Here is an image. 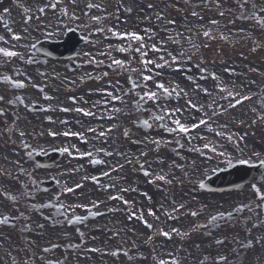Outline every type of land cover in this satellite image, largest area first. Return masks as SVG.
I'll use <instances>...</instances> for the list:
<instances>
[{
  "label": "snow or ice",
  "instance_id": "snow-or-ice-1",
  "mask_svg": "<svg viewBox=\"0 0 264 264\" xmlns=\"http://www.w3.org/2000/svg\"><path fill=\"white\" fill-rule=\"evenodd\" d=\"M223 0H203V6L212 9V6H215L218 14L220 16H224L225 12L222 9ZM78 2L77 0H48V3L39 7L37 11L43 15L46 13L48 9L53 11V14L56 15L58 12L59 15L56 16L57 20H60L61 17H66L69 22L79 21L81 20V16L77 14ZM149 8H152L153 5L149 4ZM234 7L237 10L233 15L237 19L242 20H251L253 21V28L259 29L261 32H264V4H257L256 0H234ZM72 9L71 11L69 9ZM87 11L83 12V15L88 17L87 22H83L84 29L90 31L87 32V35L82 37L85 44L95 45L96 41L90 39V37L95 33H103L104 38L106 40H114L116 43H109L106 46V50L97 51L95 54L91 52H85L84 55L88 57L86 63L95 65L97 67L106 66L109 69L118 70L119 72L127 73L126 83L128 84L127 89H123L121 87H115L109 84V88L112 90L101 89L98 90V94L101 99L95 100L91 103L90 107H80L77 106L75 108H67L60 107L59 111L61 112H76L81 114L84 117H91L95 121H97V126H89L84 131L73 132L71 130H67L64 132H56L51 129L47 130V135L50 137H76L81 143H88V137L86 133L93 134V139L101 142L102 145H108L110 139V133H112L115 129L118 128V124L111 123L107 124L108 121H115L118 114L129 111V104L126 100V97H133V104L137 111H150L151 112V122L147 119L140 122V127L142 128H153L157 127L163 129L164 132L174 137V142L178 146V148H183L184 145L181 144V138H187L188 143L191 144L193 138H199L200 140L205 141L202 146L192 145L188 151L200 153L201 155H207V153H212L214 156L221 157L225 156L226 153L220 150V147L212 140L208 138L207 135H202L196 133L197 129H206L208 133H214L215 136L227 139L228 141H233L235 134H226L224 131H218L212 127V124L215 122L214 118L220 116L227 112L229 109H234L238 105H241L244 101L252 100V95L244 94L243 89L237 90L236 85L233 84L231 86L224 84L222 81H219V77L215 75V73L210 74L211 79L214 81H218L215 85L214 89H209L208 87H204L201 84L197 83V79L207 81L209 76L206 74L207 70L205 68H201L199 64L197 67L201 75L197 78L191 75H186V79L191 81L193 85H195L193 91L197 94L203 93L204 97L208 99L206 101L201 102V100H196L195 102L192 99H186L185 104L177 107H169L168 103L172 99L179 100L182 96L188 97L189 93L186 92L183 88H180L179 84L174 85H166L162 79H158L162 76V72L160 70L166 67L179 66L186 61H190L192 59V55L185 52L183 50L182 40L185 39L184 33L182 32H169V26H173L176 24V20L169 19L165 22L164 28L162 29L165 33H169L167 39L155 40L157 35L150 28L144 29V35H141L135 31H119L114 27H106L104 25V20L108 19L111 16V13L106 11L105 6L102 3H93L88 2L86 4ZM95 9L99 13H103V15H93L91 14V10ZM130 11V9H127ZM232 7L230 6L228 11L232 12ZM25 18L23 20V24L25 25L21 32H15L12 27L9 26V22L4 20L2 16H0V23L3 24V27L6 29V34H0V65H12L10 71L13 75H4L0 76V83H3L9 86L14 90H23L28 88L29 86L36 89L40 93L43 94V99L46 101H51L53 99L52 96L47 95L45 93V88L40 84H37L33 81L31 75L23 71L21 68L15 66L18 63H23L26 65L32 64L33 58L28 56L26 58L25 51L22 49H36L38 41L34 40L32 37V33L29 31L30 22L33 19L32 15L27 14L28 9L24 10ZM179 11V9H178ZM4 14L9 13V9L5 8L3 10ZM193 17L197 19H203L199 12L193 10L191 12ZM41 17L37 16L36 19L39 20ZM156 19L158 21H164L163 13H157ZM212 25H217L218 21L216 19H212L210 21ZM49 25H45V36H52V31H47ZM71 31V29L69 28ZM187 31L189 33H193L196 36L202 35L205 40H215L217 38L221 40H229V36L224 35L223 33L218 36L213 35L211 29H205L201 26L199 29L188 28ZM241 31H245L241 29ZM250 38V37H249ZM187 43L191 45L193 50H196L199 45L193 40L192 36H188ZM171 43L172 45L177 46L179 50L169 49L166 45ZM206 46V45H205ZM113 52H118L121 54H126L127 59H118L113 56ZM151 53V56L149 55ZM139 57L137 60L136 57ZM98 57H106L110 62L105 65L104 60L98 59ZM136 65L133 67V65ZM178 70L179 67H178ZM190 71V70H189ZM226 71H228L226 69ZM41 77H47V73L41 72L39 73ZM89 79L94 78L91 73L86 74ZM108 73L104 72L103 77H107ZM96 79H100L102 77H95ZM81 82H83L84 77L82 76ZM69 83H74V81H69ZM72 104L79 105L83 103L85 105L89 104V101L82 100L81 98H77L75 96H70L68 98ZM224 101V103H220ZM151 103L153 105L154 110L144 109L143 105L146 103ZM163 102V103H161ZM0 104L6 105H23L24 108L28 111H55L56 109L51 106L47 108H38L36 102L25 103V98L22 95H17L14 98L6 99V93H0ZM121 105V106H117ZM259 106L261 109H264V97L260 98ZM93 109H96L94 111ZM252 112H257L256 108L251 109ZM201 113L200 116H196L195 113ZM187 113V115H185ZM8 111L7 108L0 107V117L7 120ZM259 120H264V115H258ZM19 117H16V120L13 121V125H15L16 121H18ZM49 123H55L52 118L47 117ZM189 121H192L189 123ZM255 122V121H254ZM61 124H67V121H60ZM107 124V126H105ZM219 128H226V124H219ZM7 132L15 131L19 136V144L18 148L24 150L25 156L31 160L34 155H47V150L41 148L39 153L36 152L34 146L28 142L29 138L35 136H44V130L40 132H26L23 129L19 128H6ZM195 134V135H193ZM123 136L126 139H130L131 143L134 145L142 146L139 154L127 153L119 150H110L111 146L108 147H96L93 145L91 150L81 151L80 148L77 147L76 144L65 145L60 148L53 149L56 152L61 154H67L69 157H78V158H89V163L92 165H104L107 163L105 159L100 158L102 154L103 157H115L118 156L123 160V163L119 161L116 164L109 166L110 170L102 171L99 176L92 177H84L83 179H91V181L100 186V181L102 177H110L111 172L119 171L123 169L125 164L129 165H139V170L142 175L146 178H150L148 183H156L157 181H162L164 183H171V181L167 178L168 174L163 173V169L159 173H154V171L150 170V161L144 160L142 158L148 156V145H155L158 150L159 146L163 144H171L172 140H159L150 138L145 136L143 138L131 139L130 134L127 129L123 131ZM11 138V137H10ZM242 139V138H240ZM15 143V141H13ZM176 151V149H173ZM179 155V152H176ZM19 155V153H17ZM211 158V157H209ZM254 158V159H253ZM24 159L25 157H20L15 161H11L16 165V175H12L6 169L0 171V175L12 176L13 183H21L23 184L25 191L20 194V196L16 195H8L7 192L0 193V195L4 196L6 199L10 200L13 204L18 205L21 200L31 199L33 197L34 191L39 188L38 182L33 179L32 171L24 167ZM183 159V157H181ZM227 164L233 168L238 165L246 166L245 174L240 179L243 180L247 177V169H256L259 167L260 169H264V154H261L257 151H251L249 156H245L239 158L235 161L232 159H227ZM159 163L162 165L164 163L163 160H159ZM148 164L149 168H146L145 165ZM40 167L39 164H34V168ZM171 167H183L178 165L173 161ZM73 172L76 169L72 170ZM213 172L220 171L219 168L212 169ZM206 175V174H205ZM20 176L25 177L24 181L20 180ZM55 179V178H54ZM261 184L258 186L256 183L251 184V192L256 196L257 200L260 202H264V173H261ZM29 184L31 187H29ZM56 184L60 185V181L56 180ZM83 185L81 183H75L74 186H68L67 184L60 185V190L52 195V197L44 203L36 204V203H28L26 208H32L35 210L41 209H49L54 210V215L56 218H62L66 223H82L87 220L89 217L87 215L81 216L76 215L77 209H83L86 212L90 213L92 216H99L103 213L99 211H93V209H98L100 201H91L89 204L84 203H65L61 197L67 193H75L76 189L81 188ZM194 187H199L203 189L205 184L203 181H199L198 183L194 182ZM104 191H108L109 189H114L116 187L115 184H104L102 185ZM133 191L135 189H132ZM46 191V190H45ZM129 191L128 188H121L120 193H124ZM144 195H147L146 193ZM109 200L119 201L124 205L131 207L130 202L125 200L123 195L115 194L109 195ZM150 199V198H149ZM216 209L215 214L212 212H208L206 217V223L204 225H195V227H206L211 228L212 226H218L220 222L230 220L234 212H242L245 208H249L248 204H240L235 208L229 210L225 209L223 204L211 206ZM258 207L264 208V203L258 204ZM185 204L174 205L171 211L165 210L163 215L169 220H176L178 216L175 215L179 213L182 209H185ZM207 209H209L208 205H205L196 210H188L185 214L190 215L192 217H197L204 213ZM19 209L17 208V211ZM116 209H109V211H114ZM23 216V213H20ZM148 215L153 216L156 219H159L156 216V213L152 210H148ZM128 220L138 219L142 220L145 226L149 229L153 227L152 224L148 223L146 220H143V214H138L133 211L128 214ZM16 217H12L9 215L0 214V225H9ZM45 219H51V217H45ZM55 222V221H54ZM24 228L26 231H31V225L25 224ZM37 230H42L44 228L43 224L36 225ZM79 232V229H77ZM211 234V233H209ZM81 240H83L84 234L79 232ZM155 235L165 238V240H171L173 235L176 236H187V232H182L179 228L172 227L169 230H164V228H160L157 230ZM148 241L153 239L152 236H149ZM228 238L225 237L223 239H216L215 244L218 246H222L223 248H228L227 243ZM233 243L239 242L238 236H233ZM29 246H32V242L29 241ZM251 242L249 241L247 244H241V247H249ZM164 245L162 244L161 247ZM60 247L58 244H51L50 247H45L42 249L44 253L52 252L54 249ZM74 247H78L74 246ZM22 249L17 248V256L20 255ZM25 251V255L27 258L17 260L16 256H11L10 264H34V253H29L27 250ZM87 251L89 252H100L98 248H90ZM153 252H156L153 249ZM232 253H236V249H231ZM113 257L120 254V250H114L106 253ZM126 254V253H125ZM168 259L163 258L162 256L153 255L152 259L154 264H182V261L175 255L173 251H168L166 253ZM143 258V257H142ZM42 260V264H64L63 261L59 259H48L44 260L43 257L40 258ZM196 264H230L229 255L221 254L219 251L215 255H206L202 258L198 257L196 259Z\"/></svg>",
  "mask_w": 264,
  "mask_h": 264
},
{
  "label": "flooded vegetation",
  "instance_id": "flooded-vegetation-1",
  "mask_svg": "<svg viewBox=\"0 0 264 264\" xmlns=\"http://www.w3.org/2000/svg\"><path fill=\"white\" fill-rule=\"evenodd\" d=\"M4 86L7 85L0 83V88ZM10 90L14 89L10 88ZM17 95H22L25 98V103L36 102L38 108H47L46 102H51L44 100L43 96L29 93L25 89L16 90L15 95H6V99L14 98ZM0 107L7 108L8 111L6 122L3 117H0V171L6 169L10 173L8 162L11 148L14 145L18 146L19 136L15 131L7 132L6 128H19L26 132L35 131L37 128H44L45 122L57 127L59 114L56 110L28 111L23 105L0 104ZM47 115H50L55 123L46 121L45 116ZM17 116L19 119L13 125ZM24 191L23 184L14 188L11 176L0 175V193L7 192L8 195L20 196ZM42 196L43 193L36 189L31 200L36 204L44 203ZM29 200H21L18 205H15L0 195V214L16 217L9 225H0V264H10L11 256H16L18 261L27 258L23 250L35 254L34 264H42L41 257L45 261L59 259L64 264H154L153 255L159 254V256L168 259L166 255L168 251H173L182 264H196L198 257L215 255L218 251L221 254L229 255L230 264H264V208L258 207V204L264 202L257 200L251 192V188H245L235 193L232 199L233 208L243 203L250 205V210L245 208L242 212H235L230 220L222 221L218 226L211 228L195 227L197 224L204 225L206 223V219L201 218L205 216V213H201L197 217L186 215L185 213L189 210L187 205L185 209L175 214L178 216L176 220H169L163 215L165 210L171 211L172 208L169 205L159 211L152 209L159 219L149 216L147 211L143 219H147L153 225L149 229L143 228L142 220L135 218L131 221L128 220V216H125V205L119 201L115 203L116 210L113 216L107 215L111 218L110 223L101 219L106 215L103 209L96 210L103 213L99 216H92L86 211L77 209L76 215L89 217L79 225L77 223L68 224L62 218H56L54 210L26 208ZM129 202L131 205V207L128 206L129 213L135 211L141 214L134 191L129 194ZM197 206V204H193V207ZM210 212L214 214L212 209ZM20 213H23V216ZM45 217H51V219H45ZM26 223L31 225V231L25 230ZM37 224H43L44 228L37 230ZM114 227L117 229V236ZM172 227L179 228L182 232H187L188 235L183 237L173 235V238L167 241L165 238L155 235L160 228L169 230ZM77 229L84 234L83 240H81ZM109 229L114 235H108ZM149 236L153 237L151 241L147 239ZM233 236H238L239 242H231ZM225 237L228 238L227 249L215 244L216 239ZM29 241L32 242L31 247ZM249 241L251 242L249 247L240 246ZM51 244H58L60 247L52 252L44 253L42 249L50 247ZM162 244L163 247H161ZM77 245L78 247H74ZM17 248L22 249L19 256H17ZM90 248H98L100 252L87 251ZM153 249L156 252H153ZM231 249H236V253H232ZM114 250H120V254L115 257L106 254Z\"/></svg>",
  "mask_w": 264,
  "mask_h": 264
},
{
  "label": "rangeland",
  "instance_id": "rangeland-1",
  "mask_svg": "<svg viewBox=\"0 0 264 264\" xmlns=\"http://www.w3.org/2000/svg\"><path fill=\"white\" fill-rule=\"evenodd\" d=\"M90 1V0H89ZM130 1H135L137 2V4H134V7H137L136 9L139 11V13H135L134 16L132 12H128L127 9H129V7H132L131 4H128L129 0H125V5L121 8V13L120 15H122L124 17V21L126 22V24L128 26H130V29H127V31H135L140 33L141 35H144V29L146 28H150L152 29L154 32L157 33L155 40H160V39H165L167 38L168 34L165 36L163 33V28L165 25V22L169 19H175L176 20V25H177V29L175 32H182L184 33L185 39L182 40V45H183V50L189 54L192 55V59L190 61H186L185 63L179 65V66H172V67H166L162 70H160L162 72V76L159 77L158 79H162L163 82L166 79V73H168L169 77H168V82L165 83L166 85H174V84H179L180 88H183L186 92L189 93L188 97H181L179 100L176 99H172L169 103L168 106L169 107H175V106H181L185 104L186 99H192L194 102L196 100H201V94L199 93L197 94L196 92L193 91L195 85H193L191 83V81L186 79V75H191L194 77H199L201 75L199 68L197 67V64L200 65V67L202 68V66H205V64L209 63L210 64V69H213L219 73H221V71H219V63L220 61L222 62H231V61H239L240 63L235 66L240 73H237V78L238 81L242 84V86H240V89H243V93L248 92L249 94H254V97L252 98V100H250V103L247 107L248 111L246 113L247 116V121L245 124L241 123L239 125H236L234 122V119L237 118V113H239L241 111V109H239V106H237L234 109H229L228 111L229 114L226 115V112L224 114H222L221 116H217L214 119H220L222 124H226L227 127L225 128V133L226 134H235L234 139H238L239 142H243L244 144L247 142L249 143V141L254 142L252 140H255L256 137H253L249 132H247L246 130H253L255 132H258L259 130H261L259 133L262 136V139L264 141V120H259L257 119V115L251 111V109L256 108L259 109V113L260 115H264V109H261L259 106V102H260V98L262 97V94L264 93V60L262 58H264V46L263 45H258V44H253L252 43V38L249 39V37H251L252 35H260V30L259 33L256 31H252L250 32V29H246L247 25L244 27H241L240 29H235V27H233L234 25V21H239L241 23L244 24H248V20H242V19H237L235 17V15H233V13H235L237 10L234 7V2L230 5L232 7V12L230 13L228 11V8L224 7L221 10H223L225 12L224 16H220L217 12V10L215 9V6H212V9L209 10L208 8H205L203 6V3L201 4V9L204 10V12L198 11L200 13V15L203 17V19H197L196 17H193L191 15V12L188 11H184L182 12V16L179 15L178 11L176 12H167V13H163L164 15V21H158L156 19V15L157 13H154L153 8H150V10H145L140 8L138 5L142 6L144 5V3H140L137 0H130ZM91 2L93 3H100L99 0H91ZM257 4H264V0H256ZM149 4H146V6H148ZM155 5V4H154ZM229 6V7H230ZM70 11L72 10L71 8L69 9ZM169 11V10H168ZM53 12V11H51ZM80 11H77V14L79 15ZM136 14H139L143 20H145V25L141 26V28L139 30H131L132 29V21L133 20H137L136 19ZM59 15V13H56V15H54L53 13L50 15V19L53 21V24L56 23V16ZM212 19H216L218 21L217 25H212L210 23V20ZM62 20L63 24L66 22V19ZM80 21V20H79ZM113 21V16L109 17L108 19L104 20V23L106 26L110 25V23H112ZM205 21H208V25L205 26L203 23ZM73 23V22H70ZM201 23V24H199ZM153 27H151V26ZM60 26V25H59ZM201 26H203L205 29H218L219 30V34L223 33L226 36H229V40L225 41V40H221L219 38L215 39V40H208L210 43L207 44L205 46V38L200 35V36H196L193 33H189L187 31L188 28H192L194 30L199 29ZM218 26V27H217ZM62 29L64 30V26H62ZM241 29H244L245 31H241ZM38 30L39 29H33L31 32L32 33H36L38 34ZM61 30V29H60ZM62 30V31H63ZM53 31V28H52ZM123 31H126L125 29H123ZM55 32V30H54ZM243 33H247L246 39ZM218 34V35H219ZM262 34H264L262 32ZM216 35V36H218ZM188 36H192L193 40L199 45V47L194 51L191 47V45H189L187 43V37ZM38 37H42V36H38ZM37 37V38H38ZM36 40V39H35ZM41 40H38V42ZM108 42L105 41L104 42V48L103 51L106 50V46H107ZM208 46H215L212 47V50H208L205 47ZM82 49V48H81ZM79 49L78 51V55H77V60L79 63L83 60H87L88 57H86L84 55L85 51ZM169 49H170V45H169ZM216 49V50H215ZM27 53L29 55H31L32 49H27ZM176 50H179L178 48ZM121 54V53H120ZM151 56V53L149 54ZM215 60L213 62V64H211L209 61L210 58H212ZM119 59H127V55L126 54H121L120 56H118ZM136 59L138 60L139 57L137 56ZM51 63V61H49ZM56 62H62V61H56ZM58 64V63H57ZM136 65L134 64L133 67H135ZM178 67L180 70H178ZM188 68H192V73L188 72L187 69ZM56 69H59L56 67ZM176 69L180 72V75H178L177 77H174V72L173 70ZM207 70V75L209 76V79L207 81H203V80H199L197 79V82L199 84L203 83L205 84L207 87H209L210 89H214L215 85H216V81L211 79V73H208V69ZM118 70H115V72H117ZM74 72V71H73ZM57 74H53L51 73L50 75H47V80L48 81H53V77L56 76V81L61 80L60 78L61 75L56 71ZM33 75H37V73H33ZM59 75V77H58ZM95 74H93L92 76L94 77ZM122 77H124L123 79H125V81L127 80V73L125 72H121ZM71 77L75 78L74 75H71ZM95 78V77H94ZM93 79V78H92ZM91 80L88 78V81ZM104 80H106L107 84H111L109 82L108 78H105ZM75 82H80L77 79H74ZM230 84H233V81L230 82ZM202 85V84H201ZM123 89H127L128 88V84H124L122 86ZM1 91H3V89H1ZM63 100H66L65 97H62ZM128 104H129V111H126V115H124L123 113L119 114V118L117 119V121L115 122L116 124H118V128L115 129L112 133H113V139L116 138L119 139V142L122 143L123 140L125 142L126 138L123 136V131L125 129L128 130L130 136L135 137L136 139L139 136H150L151 134H153V132H155L156 130H158L159 128L157 127H153L150 128V132H146L141 130L138 127V123L143 121L142 120V115L141 112L142 111H137L134 107H132L133 104V97L129 96L126 97ZM83 100V99H82ZM202 102V100H201ZM163 103V102H161ZM220 103H224V101H221ZM81 107V103L78 105ZM121 106V105H120ZM144 109H151L154 110L153 105H143ZM145 111V110H144ZM227 111V112H228ZM147 113L151 114L150 111H146ZM230 116V117H229ZM66 115L64 113H61L60 115V121H62L63 119H66ZM126 120V123L124 122ZM229 120V121H228ZM151 121V118H150ZM243 121L242 119H240V122ZM255 121V122H254ZM216 124L218 125L219 122H216ZM53 127V128H68V125H62L61 123L56 127L53 124H44V127ZM160 130V129H159ZM168 140H172L173 143L171 144H167L165 146H161V150L163 151H168L169 149H171L174 146H177L174 143V137L169 135L168 133H166ZM195 135V134H193ZM212 138V137H211ZM215 137H213L214 139ZM217 139H219L218 137H216ZM242 138V139H240ZM233 139V140H234ZM228 141V140H227ZM181 144L184 145L183 148H180V151L183 152L184 154H191L188 149L189 146L191 145H196V146H202L203 145V141L200 140L199 138H193L192 139V143L189 144L187 138H184L183 140L180 139ZM229 143L226 144V146L221 147L220 150L222 151H227L229 149V147L232 146V141H228ZM66 145H70V144H76L74 142L71 141H67L65 143ZM77 145V144H76ZM263 145V144H262ZM261 145V146H262ZM261 148V147H259ZM141 150V149H140ZM136 155L139 154V151L137 153H134ZM210 154V153H207ZM261 154H264V151L261 152ZM144 160L150 161L151 159H149V157H145L142 158ZM66 160V159H64ZM64 161H61V163L59 164V167L62 171H64V169H66V167H68V172L70 173H74V172H81V173H85L82 174L84 176L87 177H92V176H97L98 174L91 172L92 170H90L89 168L85 169L80 167L79 169H76V171H72L69 169L70 164L66 165L65 163H63ZM226 166V165H224ZM146 168H149V165L146 164L145 165ZM96 171L100 168L99 166L96 167ZM174 170L175 168L169 166V178L171 183H168V186L166 188V192H167V196L169 195L170 197L177 195L181 196L180 202L186 203L187 206L189 208H191V205L193 203H197L199 205H209V206H216V205H220L223 204L224 208L227 209L229 208L230 204H231V200L232 197L231 195H227V196H222V195H212V198L214 200H211V195H205L200 193L196 187L192 186L190 188H186L184 187L185 184L183 185V187L180 186V184L177 183L178 179L176 178V176H174ZM187 170V169H186ZM33 171V169H32ZM122 171V176L123 177H128L129 174H134L133 177L138 180L139 185L144 181L147 180L146 177H144L141 173V171L139 170V165H131L129 167V165L126 167L124 166L123 169H120L119 171L113 172L114 176L113 180L110 182V184H114V181L116 179L115 174ZM39 172L42 173H49L52 171H44L41 170ZM134 172V173H133ZM68 176V175H67ZM144 178V179H143ZM195 178H190L191 183H193V181ZM63 182H65L64 184H67L68 186H74V183H70L71 181H69V179H64ZM88 184L84 186V188H78L79 190H82L79 194V197L76 198L75 201L76 203H84V204H89L93 199V196L95 198V193L97 194V191L100 190V187L95 186L96 184L91 183L89 181H86ZM101 182V181H100ZM63 184V185H64ZM31 187V186H30ZM88 191V192H85ZM52 193V192H51ZM137 193H139V190H137ZM97 197V195H96ZM51 198V196H50ZM65 198H68L67 196ZM213 209H215L214 207H212Z\"/></svg>",
  "mask_w": 264,
  "mask_h": 264
},
{
  "label": "bare ground",
  "instance_id": "bare-ground-1",
  "mask_svg": "<svg viewBox=\"0 0 264 264\" xmlns=\"http://www.w3.org/2000/svg\"><path fill=\"white\" fill-rule=\"evenodd\" d=\"M26 0H0V5L3 8V10L5 8L9 9V13L8 14H4L0 13V16L3 17L4 20H7L9 22V26L12 27V29L15 32H18V28L20 26L23 25V20L25 18V13H24V9L27 8L28 9V13L29 15L33 16L32 21L30 22V26H29V31H32L33 29H39L38 30V34L36 33H32V37L35 40V38H37L38 36H45V25L49 24V21L47 18H45L46 16H49V12L48 9L46 11L45 14L41 15L37 9L41 6H43L44 4L48 3V0H27L31 3V5L29 7H24L22 6V4L25 2ZM101 3L105 6L106 10H109V13H111L113 16V21L110 24L109 27H114L117 28L119 31H122V23H123V16L120 15L121 13V8L125 5V0H100ZM78 2V7L77 9H79L81 12L83 11H87L86 9V4L88 3V0H81L80 2ZM167 0L164 1V3H161L159 5V10L163 11L165 8H167L168 6L167 4ZM128 4H131V2H128ZM134 3H132L133 5ZM134 7H132L130 9V11L134 10ZM76 9V10H77ZM94 12V13H93ZM91 14L93 15H102V13L99 12H95L92 11ZM37 16H40L41 18L39 20L36 19ZM109 16V17H111ZM134 16V14L132 15ZM136 19L137 20H133L132 21V29L134 30H139L141 28V26H143L145 23L142 19V17L139 14H136ZM82 21L83 22H87L88 21V17L87 16H82ZM52 25L54 24H49V28L47 29V31H52L50 30V28L52 27ZM81 28L84 29V24L81 23ZM85 30V29H84ZM91 30V29H90ZM85 31H89V30H85ZM52 36H50L49 38L52 37H56L59 36L60 33L55 34L52 31ZM91 39V37H90ZM93 41H96L95 45L90 44L87 47H84V51L85 52H91L92 54H95L98 50L99 51H103L100 50L99 47H104V34L103 33H95L94 36H92ZM109 43H116V41L114 40H108ZM95 46L98 47V49L95 48ZM121 54L118 52H113V56L118 58V56H120ZM98 59H102L104 60V64L107 65L110 61L106 58V57H98ZM119 59V58H118ZM87 60H85L84 62L81 63V67L74 73L75 78L74 79H78L81 82V77H84L83 82L87 81L88 76L86 74L91 73L93 74V72L95 71L97 73V77H102L100 79H96L95 78V82L93 83H87L84 85V87L79 89V92L82 93L86 100L89 101V104L86 105L87 107H90L91 103L95 100L101 99L100 95L98 94V90L101 89H107V90H112L111 88L107 87L105 84V77H103V73L106 72L107 69V73H108V79L112 80L113 86L115 87H121L124 84H127L125 79H123L124 77H122L121 72L117 71V72H113L111 71L112 69L107 68L106 66H100L97 67L95 65L92 64H88L86 63ZM64 64H49L46 66V69L41 71L44 73H47L51 70V67H58V68H62ZM17 67H24L25 65L22 63H18L16 64ZM67 66L66 64L64 65ZM31 71H37L40 72V70L38 68H31ZM40 72V73H41ZM174 74H176L177 76L179 75L177 72L174 71ZM63 78L62 81L57 83V86L49 89L47 92H45L47 95L50 96H65L67 94V90L73 88V85H71V83H69L68 81H66V79L68 78L69 74L68 72L64 71V69L61 70V74H60ZM228 76L226 74L225 80L228 79ZM168 77V75H167ZM232 79V77H231ZM168 80V78H167ZM166 82V79L164 81V83ZM224 84L229 85L228 82H224ZM204 85V84H203ZM204 87H206L204 85ZM209 88V87H208ZM210 89V88H209ZM208 98L203 96V93L201 95V100L202 101H206ZM127 100V98H126ZM247 102V101H244ZM151 103H146L145 105H150ZM120 106V105H117ZM94 111H96V109H93ZM146 112V111H145ZM185 115H187V113H185ZM196 116H200V114L195 113ZM119 118V114L116 118L115 121H108L107 124H111V123H115L117 121V119ZM146 119V118H145ZM97 121H95L93 118L91 117H87L86 121L83 122V125L81 128V125L77 124L78 127L76 128L75 131L73 132H78V131H84L87 127L89 126H97ZM107 124H105V126H107ZM212 127L214 129H217L215 123L212 124ZM44 130V129H43ZM47 130H44L45 135L44 136H36V140L33 141L31 144L34 146L36 152H39L41 148L43 149H55V148H60L63 147L64 145H62L61 143H57L55 140L54 141H48L47 139ZM41 129H36L35 132H40ZM220 131H224V129L220 128ZM28 132V131H27ZM64 132V131H63ZM62 133V132H61ZM196 133L202 134V135H207L208 138L212 141H214L218 146H226V139L221 138V141H215L213 138H211L209 136V134H214V133H208L206 131V129H197ZM110 139L108 142L107 147L110 145L111 148L110 150H119V151H124L127 153H131L134 149L139 148L141 149L142 146H137L131 143L130 139H126L125 142L122 144L121 147H119V141L116 139H113V133H110ZM215 135V134H214ZM41 137H44V139L42 140ZM145 136H139L138 138H143ZM150 138H154V139H159V140H165L164 138V134L163 132H159L153 136H148ZM258 137V136H257ZM53 138V137H52ZM56 138V137H55ZM73 138L75 140H78L76 137H70ZM137 138V139H138ZM260 138V137H259ZM30 140V138H29ZM79 141V140H78ZM203 141V140H202ZM260 141V139H259ZM98 142L93 139V134L88 133V143H84L85 144V149L86 150H91L93 145H95L96 147H98ZM30 143V142H29ZM192 143V141H191ZM203 143H205V141H203ZM151 144L148 145V148L145 150H148V156L149 159H151V164H150V170L154 171V173H159L161 171V168L163 169V173H166L170 161H175L176 164L183 166L181 167H177L183 174L186 172L187 174H190L191 177H197V176H202L205 173H209L212 172V169H216L217 164H222L224 162L227 161V159H232L233 161L245 157V156H249L251 151H258L259 149H261L263 146H261V143L257 142V143H239L238 140H235L233 142V145L231 147H229V149L227 151H224L226 153L225 156H221V157H217V164L211 162L206 155H201L200 153H195V152H190L191 154L188 155H184L182 154L179 149L180 148H174L176 149V151L170 150V151H163L161 150V146H163L164 144L162 143L158 150L156 149V146L151 149L150 147ZM261 147V148H259ZM179 152V155L176 154V152ZM12 154H17L16 150L13 149ZM212 155V153H210ZM24 167L29 169L30 171H32V158L31 160H29L24 153ZM181 157H183V159H181ZM118 156L115 157H108L107 159V165H108V170H110L109 166L116 164V162L118 161ZM18 158L16 157V155L13 156L12 161L17 160ZM159 160H163L164 163L161 165L159 163ZM86 167V161L85 160H80V158L73 156V160L70 162V166L74 167V168H79L81 166ZM185 165H187V167L189 168V170L186 171L185 169ZM9 170L12 173H16V165L14 163H10L9 164ZM47 174L42 173V172H37L35 174L36 177L38 178H44ZM159 182L161 181H157L156 183H154V187L152 188V191L148 190V186L145 184V191L143 192L144 194L146 193L149 197H153L154 200L161 204L166 202L165 200V196L164 193L162 192L161 189L166 188L167 183H164V186L162 184H160ZM15 184V183H13Z\"/></svg>",
  "mask_w": 264,
  "mask_h": 264
},
{
  "label": "water",
  "instance_id": "water-1",
  "mask_svg": "<svg viewBox=\"0 0 264 264\" xmlns=\"http://www.w3.org/2000/svg\"><path fill=\"white\" fill-rule=\"evenodd\" d=\"M239 181V180H238ZM244 181V180H243Z\"/></svg>",
  "mask_w": 264,
  "mask_h": 264
}]
</instances>
